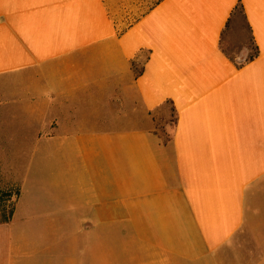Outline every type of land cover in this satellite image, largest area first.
Returning <instances> with one entry per match:
<instances>
[{"label": "crops", "instance_id": "obj_1", "mask_svg": "<svg viewBox=\"0 0 264 264\" xmlns=\"http://www.w3.org/2000/svg\"><path fill=\"white\" fill-rule=\"evenodd\" d=\"M2 155L0 264H264V0H0Z\"/></svg>", "mask_w": 264, "mask_h": 264}, {"label": "rangeland", "instance_id": "obj_2", "mask_svg": "<svg viewBox=\"0 0 264 264\" xmlns=\"http://www.w3.org/2000/svg\"><path fill=\"white\" fill-rule=\"evenodd\" d=\"M160 0H104L108 14L122 30L140 19L151 10ZM249 48L252 53V45L246 26L239 14L235 17V24L226 30L222 39V49L231 57L243 48ZM167 108V109H166ZM166 110L158 120V131L163 140H170L172 134V115L170 106L166 105ZM170 142H168L169 144ZM20 160H12L0 157V219L7 216L12 205L11 195L15 192L13 177L19 179ZM10 192V194L6 192Z\"/></svg>", "mask_w": 264, "mask_h": 264}, {"label": "trees", "instance_id": "obj_3", "mask_svg": "<svg viewBox=\"0 0 264 264\" xmlns=\"http://www.w3.org/2000/svg\"><path fill=\"white\" fill-rule=\"evenodd\" d=\"M161 1H162V0H160L159 2H161ZM159 2H158V3H159ZM158 3H157V4H158ZM157 4H156V5H157ZM156 5H155V6H156ZM234 11H235V12H234V18L236 17L237 14H239V15L241 16V19L243 20V22H244V24H245V20H244V15H243L242 7H241L240 5H238V6H236V8H235ZM250 43H251V45H252V47H253V48H252L253 50H252V53L249 52L248 57H247V59H246V62L252 61V60H253L254 58H256L257 55H258V52H257L256 47L254 46L252 40H250ZM224 52H225V51H224ZM225 53H226V52H225ZM137 72L140 74L141 71L137 70ZM169 110H170L171 115H172V119H171V120H172V132H173V129H174V127L176 126V112H175L173 106H170ZM171 139H172V134H171V137H170V140H169V141H167V140H164V141H163L164 144L167 145L168 142H171ZM11 212H12V205H11V207H10V209H9L8 215H7V216H3V218H1L0 220H1V221H7L8 218H9V216H10V214H11Z\"/></svg>", "mask_w": 264, "mask_h": 264}]
</instances>
